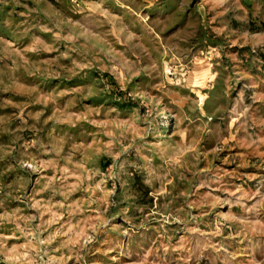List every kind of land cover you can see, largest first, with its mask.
I'll return each mask as SVG.
<instances>
[{"label": "rangeland", "instance_id": "1", "mask_svg": "<svg viewBox=\"0 0 264 264\" xmlns=\"http://www.w3.org/2000/svg\"><path fill=\"white\" fill-rule=\"evenodd\" d=\"M0 264H264V0H0Z\"/></svg>", "mask_w": 264, "mask_h": 264}]
</instances>
